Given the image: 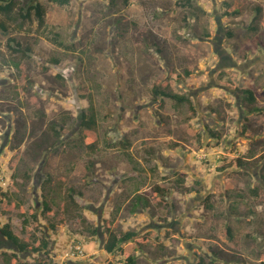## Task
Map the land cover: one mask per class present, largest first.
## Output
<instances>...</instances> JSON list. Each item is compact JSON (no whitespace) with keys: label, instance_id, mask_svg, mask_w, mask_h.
I'll return each mask as SVG.
<instances>
[{"label":"rangeland","instance_id":"374dc122","mask_svg":"<svg viewBox=\"0 0 264 264\" xmlns=\"http://www.w3.org/2000/svg\"><path fill=\"white\" fill-rule=\"evenodd\" d=\"M41 1L46 25L10 34L27 56L0 29V264H90L64 259L73 240L97 261L129 231L149 238L136 264H264V0ZM90 98L94 152L79 122ZM8 223L47 238L50 258L9 248Z\"/></svg>","mask_w":264,"mask_h":264},{"label":"trees","instance_id":"16d2710c","mask_svg":"<svg viewBox=\"0 0 264 264\" xmlns=\"http://www.w3.org/2000/svg\"><path fill=\"white\" fill-rule=\"evenodd\" d=\"M53 1L55 3L65 5L68 4L70 0H49ZM132 0H124L125 4H129ZM187 2H190L188 0ZM243 6L240 2H235L232 5H229L226 9V16H238L243 12ZM262 7L256 8V14L259 15L261 13ZM34 16L38 20V26L40 28H43L46 25V9L43 6V3L41 0H0V29L2 32L6 35H8V44L9 48L16 54H20L22 56H27L29 52H31V48L29 46L22 47V43L17 40V38L10 36L13 32H23L25 30V26L28 22H31L34 19ZM254 18V17H253ZM256 20V19H255ZM232 36V34H229ZM192 73L191 70H185L184 75L181 74H175L174 75V83L176 85L180 84L184 79L188 76H190ZM160 84V81L156 83V86ZM227 85H230L232 87H235V84H233L231 81L226 82ZM158 90V94H160L162 97L169 98L176 100L179 103L183 102H189V98L185 95H181L178 93H173L170 91H162L160 88H156ZM241 92L248 95V101L250 103L255 102V94L253 91L249 89H241ZM90 106L87 108L86 112H83L82 114V125L86 127V134H87V143L88 148L90 151L94 152L98 150V135L97 132V113L95 110V105L93 98H90ZM63 127V125L61 126ZM60 127V128H61ZM51 128H53L54 134L57 133V124L56 122L51 123ZM68 197L70 200V203H76V196H75V189L74 188H68L67 189ZM167 191L163 189L162 186L158 185L155 188L154 196L158 198L161 194H165ZM3 196L5 194L3 193ZM139 202L144 203V198L139 197ZM52 202L50 200L43 201V207L44 210L49 212L50 214H53L52 210ZM134 206H137L136 204ZM25 216V215H24ZM23 229L25 230V227L29 224L26 218H24L23 222ZM54 226V225H53ZM56 227V226H54ZM1 233L3 238H5L8 242V247L11 249L16 250L19 253H27L32 251L33 253H39L43 255L46 258H50V242L49 240L42 239L39 241L38 245H33L29 243L26 240H23L21 236L17 235L13 231V226L11 223L6 224L3 228H1ZM131 242V245L128 244L123 249L122 245L124 243ZM149 242L148 237H141L139 233L134 231L126 232L125 234L117 235L116 233H111L107 239V242L104 245L105 250L107 253L114 254L118 250H122L124 254H126V257L124 258L126 264H136V258L135 255H133L134 249L136 246L139 245V248L143 249L146 247V245ZM14 244L17 246L18 249H15L13 247ZM137 244V245H136ZM136 245V246H135ZM135 246V247H134ZM7 261L10 262V264H16L19 262L20 264H49L47 259H43L41 256L34 262H28V261H18V255L17 253H14L13 261L9 258L8 255H4Z\"/></svg>","mask_w":264,"mask_h":264},{"label":"built area","instance_id":"2783aa9c","mask_svg":"<svg viewBox=\"0 0 264 264\" xmlns=\"http://www.w3.org/2000/svg\"><path fill=\"white\" fill-rule=\"evenodd\" d=\"M94 254L88 255L84 251L83 244L77 240H73L72 244L69 246V248L64 252V259L66 260H72V259H89L90 264H126L124 258L121 256L114 254H105L101 260H93Z\"/></svg>","mask_w":264,"mask_h":264},{"label":"flooded vegetation","instance_id":"af4514ba","mask_svg":"<svg viewBox=\"0 0 264 264\" xmlns=\"http://www.w3.org/2000/svg\"><path fill=\"white\" fill-rule=\"evenodd\" d=\"M83 114V113H82ZM82 114L80 115V121L79 122H81L82 123ZM105 204V203H104Z\"/></svg>","mask_w":264,"mask_h":264},{"label":"water","instance_id":"95a60500","mask_svg":"<svg viewBox=\"0 0 264 264\" xmlns=\"http://www.w3.org/2000/svg\"><path fill=\"white\" fill-rule=\"evenodd\" d=\"M11 245H13V247H14L15 249H18L16 245H14V244H11Z\"/></svg>","mask_w":264,"mask_h":264}]
</instances>
